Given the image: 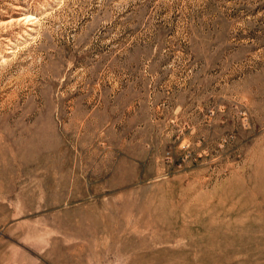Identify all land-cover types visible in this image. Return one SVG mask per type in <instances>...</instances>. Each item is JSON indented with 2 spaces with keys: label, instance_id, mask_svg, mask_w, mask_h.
<instances>
[{
  "label": "rangeland",
  "instance_id": "rangeland-1",
  "mask_svg": "<svg viewBox=\"0 0 264 264\" xmlns=\"http://www.w3.org/2000/svg\"><path fill=\"white\" fill-rule=\"evenodd\" d=\"M0 264H264V0H0Z\"/></svg>",
  "mask_w": 264,
  "mask_h": 264
}]
</instances>
